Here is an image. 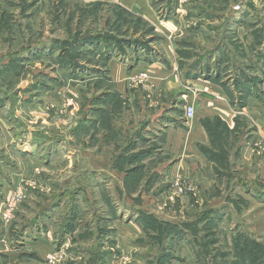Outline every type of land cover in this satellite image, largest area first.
Returning a JSON list of instances; mask_svg holds the SVG:
<instances>
[{
  "label": "rangeland",
  "instance_id": "rangeland-1",
  "mask_svg": "<svg viewBox=\"0 0 264 264\" xmlns=\"http://www.w3.org/2000/svg\"><path fill=\"white\" fill-rule=\"evenodd\" d=\"M0 264H264V0H0Z\"/></svg>",
  "mask_w": 264,
  "mask_h": 264
},
{
  "label": "crops",
  "instance_id": "crops-1",
  "mask_svg": "<svg viewBox=\"0 0 264 264\" xmlns=\"http://www.w3.org/2000/svg\"><path fill=\"white\" fill-rule=\"evenodd\" d=\"M138 67L141 68L134 70L137 71L136 73H139L140 71L141 72L145 71L144 69H142L143 66H138ZM160 83L161 85H159V87L165 90L167 86V79L161 78ZM170 85L172 86L171 83ZM204 93L205 94L203 96L201 95L198 96V99H202V100L197 110H195L194 117L192 118V120L190 119L191 121L186 120L187 123L185 122L186 123L185 137L182 135V132H178L175 126H173L172 128L169 127L166 130L164 134V140L160 144V146L162 145L165 148V150H168L170 153L173 154H178L180 151L181 152L184 151V147L185 149L194 150V147L198 142H205L206 136L204 130L199 126L200 125L199 118L203 116L211 117L215 114H219L223 119L226 120L229 119L230 117L232 118V114L228 112V110H226V101H227L225 98L226 94L223 95L222 94L223 92H221L219 88H217V85L210 84L205 88ZM192 95L193 93L187 94L188 97ZM220 108H223V110H221ZM178 135L180 136V138H177Z\"/></svg>",
  "mask_w": 264,
  "mask_h": 264
},
{
  "label": "built area",
  "instance_id": "built-area-1",
  "mask_svg": "<svg viewBox=\"0 0 264 264\" xmlns=\"http://www.w3.org/2000/svg\"><path fill=\"white\" fill-rule=\"evenodd\" d=\"M140 77H147V75L145 73H141ZM195 113V108L192 104H186L185 108H184V117L186 120H190L193 115ZM7 215V214H6Z\"/></svg>",
  "mask_w": 264,
  "mask_h": 264
},
{
  "label": "trees",
  "instance_id": "trees-1",
  "mask_svg": "<svg viewBox=\"0 0 264 264\" xmlns=\"http://www.w3.org/2000/svg\"><path fill=\"white\" fill-rule=\"evenodd\" d=\"M123 156V155H122Z\"/></svg>",
  "mask_w": 264,
  "mask_h": 264
}]
</instances>
